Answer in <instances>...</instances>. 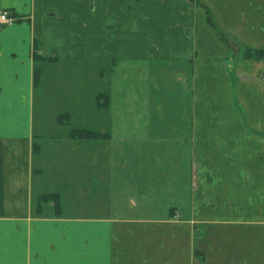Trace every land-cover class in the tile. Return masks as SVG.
Wrapping results in <instances>:
<instances>
[{"label": "crops", "instance_id": "crops-1", "mask_svg": "<svg viewBox=\"0 0 264 264\" xmlns=\"http://www.w3.org/2000/svg\"><path fill=\"white\" fill-rule=\"evenodd\" d=\"M204 6L240 45L264 49V0H0L21 18L0 29V264H264V59L223 42ZM77 60L191 79L193 184L183 211L34 214L51 175L33 152L45 137L34 75L45 87L51 66ZM90 158L85 168L98 174Z\"/></svg>", "mask_w": 264, "mask_h": 264}, {"label": "rangeland", "instance_id": "rangeland-1", "mask_svg": "<svg viewBox=\"0 0 264 264\" xmlns=\"http://www.w3.org/2000/svg\"><path fill=\"white\" fill-rule=\"evenodd\" d=\"M130 63L65 62L50 67L47 86L44 79L36 86V123L41 120L45 128L38 166L45 176L51 174L47 190L63 194L62 216L155 219L190 203L191 79L174 71L136 73ZM101 68L105 78L98 73ZM100 93L110 96L108 110L96 106ZM65 113L69 126L58 125ZM89 126L111 132L113 139L75 143L65 137L72 127ZM93 155L100 163L98 174L92 164L85 168ZM61 156L69 165L58 163ZM49 207L43 217L54 216Z\"/></svg>", "mask_w": 264, "mask_h": 264}, {"label": "trees", "instance_id": "trees-1", "mask_svg": "<svg viewBox=\"0 0 264 264\" xmlns=\"http://www.w3.org/2000/svg\"><path fill=\"white\" fill-rule=\"evenodd\" d=\"M195 4H199L195 2ZM205 11L207 13V20L208 23L215 28L219 38L227 43V44H238L240 49L242 50V57L246 60H263L264 59V49H256L250 46H242L238 43L235 38L231 35L222 31L214 22L213 17L210 13V10L204 6ZM19 17V16H18ZM20 18V17H19ZM21 19V18H20ZM38 48V45H37ZM52 61L51 59H44L42 56L35 54V61L37 62H45ZM57 60L53 59V62ZM42 73L37 71L34 75V83L35 86L38 85L41 79ZM111 99L110 96L104 93H100L96 97V106L99 110H108L110 108ZM57 124L61 126H69L70 124V114L65 113L57 118ZM68 138L71 140L76 141H110L112 139V135L110 132H103V131H96L93 129H85V128H71L68 134ZM33 152L35 157H37L40 153V146L38 143L33 144ZM51 206L54 212V216H62L63 214V194L60 192H49V193H42L36 197L35 202V210L34 214L36 216H43L44 215V207ZM176 208L170 210L171 216H174V212Z\"/></svg>", "mask_w": 264, "mask_h": 264}, {"label": "built area", "instance_id": "built-area-1", "mask_svg": "<svg viewBox=\"0 0 264 264\" xmlns=\"http://www.w3.org/2000/svg\"><path fill=\"white\" fill-rule=\"evenodd\" d=\"M20 18L13 10H0V29L18 22Z\"/></svg>", "mask_w": 264, "mask_h": 264}]
</instances>
